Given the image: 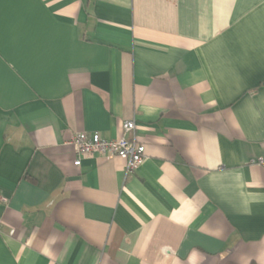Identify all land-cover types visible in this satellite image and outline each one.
Returning a JSON list of instances; mask_svg holds the SVG:
<instances>
[{
  "label": "crops",
  "instance_id": "0c3cea01",
  "mask_svg": "<svg viewBox=\"0 0 264 264\" xmlns=\"http://www.w3.org/2000/svg\"><path fill=\"white\" fill-rule=\"evenodd\" d=\"M263 154L264 0H0V264H264Z\"/></svg>",
  "mask_w": 264,
  "mask_h": 264
},
{
  "label": "built area",
  "instance_id": "2783aa9c",
  "mask_svg": "<svg viewBox=\"0 0 264 264\" xmlns=\"http://www.w3.org/2000/svg\"><path fill=\"white\" fill-rule=\"evenodd\" d=\"M134 128V120L126 121L123 124V130L126 133L132 132ZM68 143L74 147L75 159L73 163L76 167L80 166L81 158L86 155L119 156L126 160V172L131 173L145 158V148L135 137L105 139L97 132L88 134L85 131H80L73 134ZM255 162L264 169V154L259 156Z\"/></svg>",
  "mask_w": 264,
  "mask_h": 264
}]
</instances>
